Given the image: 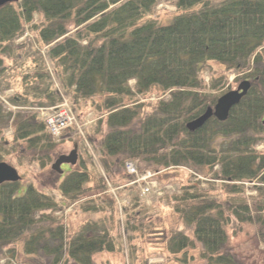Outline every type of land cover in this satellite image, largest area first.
Returning <instances> with one entry per match:
<instances>
[{
  "label": "trees",
  "instance_id": "obj_1",
  "mask_svg": "<svg viewBox=\"0 0 264 264\" xmlns=\"http://www.w3.org/2000/svg\"><path fill=\"white\" fill-rule=\"evenodd\" d=\"M174 3L164 21L154 16L158 0H18L0 7V162L18 151V169H46L48 152L61 141L41 113L68 96L79 122L93 115L88 138L100 162L97 169L80 147L74 166L61 176L50 171L59 199L33 183L22 193L21 181L0 183V261L10 259L0 264H16L19 254L22 264H97L96 257L100 264H148L152 256L141 262L136 251L152 230L170 227L164 210L183 226L169 229L166 255L151 264H245L230 244L233 223L254 224L264 238V153L256 149L264 144V0ZM231 73L251 82L246 95L226 120L211 116L189 131L186 123L229 90L222 85ZM150 93L154 103L141 100ZM128 160L140 172L172 166L213 180L208 188L178 183L177 194L156 198V224L140 187L129 184L135 177L126 172ZM244 181L257 188L255 196ZM68 207L84 216L76 226L63 214Z\"/></svg>",
  "mask_w": 264,
  "mask_h": 264
},
{
  "label": "rangeland",
  "instance_id": "obj_2",
  "mask_svg": "<svg viewBox=\"0 0 264 264\" xmlns=\"http://www.w3.org/2000/svg\"><path fill=\"white\" fill-rule=\"evenodd\" d=\"M125 1V0H124ZM172 1V2H171ZM176 10V5L174 3V0H158V4L156 5V14L154 16H164V18H162V21H164L167 17L173 15V13ZM39 20V16L38 14H33V21ZM213 68L218 72L216 73L217 75H219V73H224L223 72V68L218 65L217 63H211ZM208 76V74H205ZM209 77V76H208ZM244 80V77H241L240 75H237L236 73H231L228 75L227 80H225L224 85H222L225 88H229V90L235 89L238 85V83L240 81ZM132 82V81H131ZM11 91H7L6 94H10ZM168 92L165 93L164 95H162L161 97H167ZM70 96L66 97V99H69ZM158 97H156L155 94H149L147 98H142L141 100L143 101H150V103H154L156 101ZM70 104V103H69ZM59 109L60 111L57 112L59 117H64V113H62V109L63 107L60 106ZM9 111L4 109V113L7 114ZM48 115H51L48 114ZM52 117V116H51ZM90 114L87 115L85 117V119L88 120V122L86 124H83L79 127H77V125H75L70 132V129L67 130V133H71V135L68 134V136L66 137H72L75 139L73 140H66V138H63V140L58 143L56 145V147L54 149H51L48 152V155H50V161L46 162V169H41L39 168V164H33L31 166H27L26 164H23L21 166V168H17L14 164V157L15 154L18 155V151L12 152V155L9 156L6 160H4L5 162H7L8 164L14 166L17 170L18 173L21 176V183L19 186V193H22L25 186L29 183H33L37 188L44 190V191H49L51 190L52 187V178L54 176H59V174H57L55 171H53L55 173V175L51 178V164L56 160V158L61 155V154H68L72 149H73V145L75 143H78L79 146V152L81 153L80 147H84L82 145L81 142H79V140H81V134H85L84 133V129L83 127L85 126V128L88 125H91V121H90ZM264 118V117H263ZM262 118V119H263ZM48 118L45 119V121H47ZM72 123V122H71ZM263 124V123H262ZM82 130V131H80ZM12 129L8 128L7 131H5V136L9 137L11 134ZM76 139H79L78 141ZM55 141H58L57 139ZM256 149L258 150L259 153H264V144L260 143L256 146ZM25 152V151H24ZM23 152V153H24ZM20 154H22V151L20 152ZM29 155L27 153H24V156L27 158ZM94 167H96L98 169V163L97 161L94 162ZM68 167H72L69 165H62V168H68ZM191 171H188L186 169L181 168L180 169H175V167H168L165 170L160 171V173L156 176V178L158 179L159 183L164 184V183H168L170 186L166 185V187L164 188V191L160 193V195H165V194H177L179 192L178 189V183L181 184H186L188 180L193 181V182H197L199 183V185L203 188H208L209 187V181L213 180V179H208L206 177L203 176H195V174L191 175V178H189V173ZM168 181V182H167ZM245 183H243L242 185L245 186V190H246V194L247 195H256L257 192V188L253 187L254 184L253 183H249L248 181H244ZM124 183V182H120L119 184ZM218 185L221 184L219 181H217ZM215 184V183H214ZM110 191H116L117 187L114 186V184L110 181ZM121 186V185H120ZM119 186V187H120ZM208 186V187H207ZM118 187V188H119ZM163 187V185H162ZM117 193V192H116ZM157 195V194H156ZM119 197V195H117ZM153 198L149 199V197H147V203H143L144 206V210L147 211L148 214H150L149 212L152 211V221L155 222L156 224H159L161 222L160 219V214L156 213L157 209L154 208V205L152 203ZM121 205L126 203V199H120L119 202ZM122 207V206H121ZM63 214L67 216L71 217V224L72 225H77L79 222H82V220L84 219V216H81L80 214H76L75 210H73V207H68V208H64L63 210ZM163 218L166 220L167 226H170L169 228L167 227H162L161 228H157L156 230H152L151 233L149 234V236H147L141 243L140 246V250H137V258H140L139 261L143 262L145 260V258H147L149 255H151L152 257H156V256H160L162 257L164 254L166 255V251L164 250V246H165V242L164 240L168 238L169 236V229H174L179 228L182 223L178 220V217L176 214H171V210H164L162 211ZM180 225V226H179ZM183 226V225H182ZM232 229L229 230V236H230V244L231 246L234 248V251L237 253L239 259H241L243 261V263L245 264H264V241L261 240V236H257L255 235V231L254 229L256 228V226L254 224H244V225H235L233 223L232 225ZM241 227V228H240ZM123 232V231H122ZM157 239L159 241H157ZM264 239V238H262ZM122 242H123V247L126 246L125 243V237L124 235L121 238ZM162 242V243H161ZM126 251L127 250V246H126ZM153 254V255H152ZM170 256V255H168ZM151 257V258H152ZM18 261L23 263L22 260H25L24 257L19 254L17 256ZM99 260H101L99 257H96V262L97 264ZM163 259L161 258H155V259H148V264L151 263H161ZM138 261V260H137ZM114 264H121V261H119L118 259L113 260ZM147 264V262H146ZM191 264H205V262L201 259L196 258Z\"/></svg>",
  "mask_w": 264,
  "mask_h": 264
},
{
  "label": "water",
  "instance_id": "obj_3",
  "mask_svg": "<svg viewBox=\"0 0 264 264\" xmlns=\"http://www.w3.org/2000/svg\"><path fill=\"white\" fill-rule=\"evenodd\" d=\"M18 0H0V7L6 3L16 2ZM251 87V82L249 80H242L238 83L237 87L232 90H228L222 94L216 101L215 105L212 107H207L205 111L187 122L186 127L190 131H194L200 128L211 116H214L220 121L227 119L231 108L237 104L240 99L246 95ZM264 124V118L262 119ZM77 144H74L73 149L68 154L59 155L53 162L51 168L59 174L63 173L62 165L69 164L75 165L77 161ZM20 175L15 167L9 165L6 162H0V183L3 182H17L20 180Z\"/></svg>",
  "mask_w": 264,
  "mask_h": 264
},
{
  "label": "built area",
  "instance_id": "obj_4",
  "mask_svg": "<svg viewBox=\"0 0 264 264\" xmlns=\"http://www.w3.org/2000/svg\"><path fill=\"white\" fill-rule=\"evenodd\" d=\"M62 107H63L62 113H64V117L58 116L57 112L60 111L59 109H61L59 108L57 111L51 114L47 119L48 127L54 136H57L61 131V129L67 126L69 122L72 121L73 119V116L71 115V112L67 107V105L65 104Z\"/></svg>",
  "mask_w": 264,
  "mask_h": 264
}]
</instances>
